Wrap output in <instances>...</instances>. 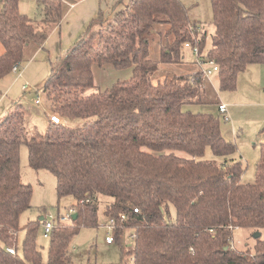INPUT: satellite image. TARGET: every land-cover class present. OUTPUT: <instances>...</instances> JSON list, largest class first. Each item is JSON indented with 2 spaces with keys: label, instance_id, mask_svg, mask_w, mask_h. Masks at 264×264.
I'll return each mask as SVG.
<instances>
[{
  "label": "trees",
  "instance_id": "16d2710c",
  "mask_svg": "<svg viewBox=\"0 0 264 264\" xmlns=\"http://www.w3.org/2000/svg\"><path fill=\"white\" fill-rule=\"evenodd\" d=\"M43 4L39 24L21 13L19 0H0V80L22 63L28 45L43 46L63 19V0ZM212 8L215 29L207 56L219 65L221 89L233 90L249 64L264 63V0H212ZM103 16L101 11L97 18ZM96 19L52 65L44 84L67 120L49 121L45 132H27L26 111L16 104L0 121V264H44L35 241L42 220L20 222L33 197L32 185L22 181L23 142L31 166L54 173L58 196H73L78 213L72 225L57 219L46 264H75L72 241L81 227L98 223L100 194L113 198L106 214L116 220L115 240L122 242L125 230L132 231L121 251L134 264H264L261 235L254 251H239L232 243L237 228L264 229V143L258 181L243 182L242 162L231 156L237 146L224 138L220 120L182 110L202 100V73L152 78L161 63H182L186 42L204 47L206 38L198 35L186 5L133 0L111 25L90 34ZM158 25L168 26L171 40L155 59L150 45ZM95 64L132 68V76L85 93L95 87ZM76 119L82 126L69 124ZM208 147L226 159H206ZM20 230L26 231L21 251Z\"/></svg>",
  "mask_w": 264,
  "mask_h": 264
},
{
  "label": "rangeland",
  "instance_id": "374dc122",
  "mask_svg": "<svg viewBox=\"0 0 264 264\" xmlns=\"http://www.w3.org/2000/svg\"><path fill=\"white\" fill-rule=\"evenodd\" d=\"M132 1L120 0L116 11L108 15L104 14L103 18H97L90 34H97L106 26L111 25L118 13ZM89 2L90 0H83L80 6H88ZM182 2L189 10L191 21L198 24V35L203 34L206 38L201 53L207 56L212 47V35L215 29L212 0H182ZM63 5L65 10L68 5L64 3ZM106 6L107 3L102 2L104 9ZM111 8H113L112 5ZM19 9L21 13L29 16L36 23L40 24L44 18L43 0H19ZM72 21L69 19V24H64L62 30L67 41L72 39L71 34L75 32V29L77 30V28H72L75 27ZM91 22H87L80 32L78 30L79 35L88 29ZM167 28L168 26L158 25L151 37V56L155 59H160L162 47L167 40H171V37H166ZM57 36L59 37L58 33ZM68 47L59 45V54L57 56L53 54L50 58L48 55L26 54L20 64L19 72L12 71L0 80V121L16 104H22L26 111L24 126L27 132L35 130L45 132L49 121L52 122L50 114L61 116L62 123L67 120L61 112L56 110L54 102L48 99L44 84L51 74L52 65L58 63L60 53V57H62L69 49ZM1 49H3V44L0 41V53H2ZM182 57V63H161L158 71L152 76L153 81H161L174 74L191 75L200 72L197 58L191 49L184 46ZM105 65H94L95 87L86 89L85 93L96 92L99 89L105 90L117 81L129 79L132 76V68L117 69L113 65L111 67ZM203 78L206 79L205 76ZM27 83L28 88L24 89L23 85ZM203 86L206 88L200 95L202 100L184 104L182 110L193 113H208L217 117L220 120L224 138L237 146L236 151L231 156L233 159L242 162L244 171L242 181L256 183L258 181L256 166L261 156V146L264 143V63L249 64L238 74L237 85L233 90H222L217 77H214L213 84L209 83L208 85L206 81H203ZM38 98H40L39 103H37ZM220 104L226 105L227 111L225 113L220 111ZM69 124L82 126L83 121L76 119L69 121ZM204 157L219 162L226 159L215 155L210 147L207 148ZM20 165L22 181L31 184L33 188L32 207L21 214L20 222L21 225H24L30 220L44 218L36 231L35 241L41 250L43 262L46 264L49 258L51 232L48 237H45L44 225L46 222H54L56 225L58 218L60 219L59 223L72 225L75 221L74 214L78 216L76 206H74L75 198L71 195L59 197L55 174L47 169H35L31 166L29 149L25 142L20 146ZM112 201V197L100 194L98 223L81 227L74 237L70 249V258L75 264H134L132 258L123 256L121 251V245L126 246L132 239L131 230H125L122 242L116 240L111 244L106 242L109 234H114L115 238L117 232L116 225L113 228L114 231L108 228L111 217L106 214V208ZM72 208L75 210L74 213L68 220H62L61 218L68 215ZM170 213L172 217H175L173 207L170 208ZM258 235L264 239V229L255 231L251 228H237L233 236V247L239 251H254ZM25 237L26 231L20 230L18 234L20 251Z\"/></svg>",
  "mask_w": 264,
  "mask_h": 264
},
{
  "label": "crops",
  "instance_id": "0c3cea01",
  "mask_svg": "<svg viewBox=\"0 0 264 264\" xmlns=\"http://www.w3.org/2000/svg\"><path fill=\"white\" fill-rule=\"evenodd\" d=\"M82 1L83 0H74V1L73 0H63V3L68 5V6L64 10V16H63V19L61 20V22L58 25L54 26V28L50 31V34H49L48 38L46 39L45 43L43 44V46H37L35 44L28 45L24 50V58H25L26 54L27 55L31 54L34 56H36V55H45V56L48 55V58H50L53 54L57 56L59 54V51H60L59 45L61 47L69 46L68 48L70 49L81 38V36L85 32V31H83L79 35V32L83 28V26H85V24L87 22H91V20L96 19L98 17L99 13L104 9L102 7V2L107 3L106 8L102 11V12H104L105 15L111 14L113 11H116L117 10L116 8H117V6H119V2H120V0H90V2L88 3V6H82L81 7L80 3ZM111 5L113 6V8L110 9ZM69 19L73 20L72 22H74V24H75V27H72V28H77V30L75 29V32L73 34H71L72 39H70V40L68 39V41H67L62 30H63L64 24H69ZM78 30H79V32H78ZM57 33L59 34V37L57 36ZM73 38H76V39H73ZM73 40H75V41H73ZM1 50H2L1 52L3 53L4 52V46H3V49H1ZM2 53H0V54H2ZM60 56H61V53L59 55V58H61ZM105 66L111 67L112 65H105ZM94 74H95V69H94ZM214 77H217V73L214 74L211 78H207V77H206V79L204 78V81H206L208 83V85H209V83L213 84ZM217 79H218V77H217ZM25 85L26 84L23 85V88Z\"/></svg>",
  "mask_w": 264,
  "mask_h": 264
},
{
  "label": "built area",
  "instance_id": "2783aa9c",
  "mask_svg": "<svg viewBox=\"0 0 264 264\" xmlns=\"http://www.w3.org/2000/svg\"><path fill=\"white\" fill-rule=\"evenodd\" d=\"M185 48H189L192 50V52L195 54L196 58H197V63L200 66L199 71L202 73L203 76L207 77V78H211L214 74L218 73L219 71V65L218 63L214 60L209 58L208 56L202 55L200 48L198 45H193L191 42H186L185 43ZM20 69V63H17L13 66L12 71L13 72H19ZM24 88H28V84H26L24 86ZM40 98L37 99V103H39ZM220 111H222L223 113H225L227 111V107L225 104H220L219 106ZM50 120L53 123L56 124H61L62 123V117L57 115V114H50ZM136 212L138 211V208L134 209ZM74 209H70L69 214L62 217V220H68V218L71 216V214L74 213ZM125 216H122V219H124ZM54 222H46L44 225L45 228V237H48L50 232L52 231V229L54 228ZM116 225V220L114 218H110V224L108 225V228L112 231H114V226ZM115 241L114 238V234H109L106 238V242L108 244H111ZM9 251L11 253H15L16 249L15 247H11L9 248Z\"/></svg>",
  "mask_w": 264,
  "mask_h": 264
},
{
  "label": "water",
  "instance_id": "95a60500",
  "mask_svg": "<svg viewBox=\"0 0 264 264\" xmlns=\"http://www.w3.org/2000/svg\"><path fill=\"white\" fill-rule=\"evenodd\" d=\"M73 218L76 219V218H77V214H74ZM43 219H44V218L42 217L41 220H43ZM258 236H259V235H258Z\"/></svg>",
  "mask_w": 264,
  "mask_h": 264
}]
</instances>
